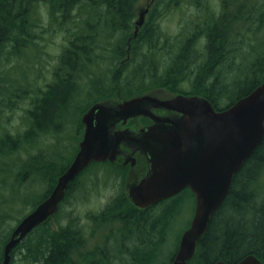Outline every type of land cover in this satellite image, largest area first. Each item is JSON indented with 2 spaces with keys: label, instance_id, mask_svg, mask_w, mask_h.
Masks as SVG:
<instances>
[{
  "label": "trees",
  "instance_id": "obj_1",
  "mask_svg": "<svg viewBox=\"0 0 264 264\" xmlns=\"http://www.w3.org/2000/svg\"><path fill=\"white\" fill-rule=\"evenodd\" d=\"M139 1L0 0V96L11 109L17 108L18 99H30L25 110V130L16 141L7 134L0 141L2 151L12 152L24 143H35L43 135L64 133L65 126L69 128L74 122L69 115L64 117V112L73 107L85 85L90 101L75 106L79 114L97 101L128 99L156 89L203 97L219 111L264 81V40H258L264 28V0H219L218 12L210 8V0H157L134 36L135 6ZM183 3L203 10L187 21L178 37L171 38L160 29L159 19L167 12L177 11ZM45 34H60L63 43L51 80L30 89L27 86H33L34 81L24 83L23 78L10 79L8 74L15 65L25 62L26 50H38L39 40L45 43ZM249 40L254 43L248 45ZM246 44L248 48L240 55ZM260 46L263 49L258 51ZM92 66L96 72L90 69ZM184 82L189 84L188 90L182 88ZM81 126L78 131L71 126L79 139L67 159L63 157L65 150L54 152L52 158L38 155L21 167L22 173H16L17 185L22 182L19 177L30 173L47 186L41 195L34 196L28 213L49 195L57 176L72 161ZM93 166L96 163H91L80 176ZM79 177L68 185L53 218L61 216L70 195L82 188L83 185H76ZM188 192H180L144 214L121 197L113 199L107 209L108 218L122 225L109 240L110 248L98 247L93 252L97 259L89 260L81 254L84 242L76 220L70 219L68 225L53 229L49 218L12 250L9 264L17 260L16 254L22 264H160L159 249L180 206L189 199ZM7 216L8 211L0 218ZM11 231L0 239V263L2 247ZM123 255H128V260ZM247 255L256 256L264 264V137L234 175L188 264H234Z\"/></svg>",
  "mask_w": 264,
  "mask_h": 264
},
{
  "label": "water",
  "instance_id": "obj_2",
  "mask_svg": "<svg viewBox=\"0 0 264 264\" xmlns=\"http://www.w3.org/2000/svg\"><path fill=\"white\" fill-rule=\"evenodd\" d=\"M152 2L139 12L134 36ZM150 93L154 92L119 102L97 101L82 114L83 135L74 158L49 195L16 224L3 247L1 264H9L12 250L37 226L54 217L68 185L85 168L93 162L114 161L120 144L125 142L135 144L148 161L145 176L128 187V198L133 205L146 208L186 188L193 193L194 214L170 262L188 264L213 213L226 197L234 175L262 142L264 81L219 111L207 99L196 95L177 94L160 100ZM147 103L174 111L180 117H156L143 107ZM137 116L149 117L153 124L137 134H130L128 129L113 131L116 123L124 124ZM160 124L167 127L161 128ZM234 264L263 263L256 256L247 255Z\"/></svg>",
  "mask_w": 264,
  "mask_h": 264
},
{
  "label": "rangeland",
  "instance_id": "obj_3",
  "mask_svg": "<svg viewBox=\"0 0 264 264\" xmlns=\"http://www.w3.org/2000/svg\"><path fill=\"white\" fill-rule=\"evenodd\" d=\"M156 1L157 0H155V2ZM148 2L149 0H140L136 4V19L138 18L140 10L144 8ZM155 2L152 4L154 5ZM209 3L212 10L214 9L217 12L220 10L219 0H210ZM186 6L187 5L183 3V5L178 7L177 11L167 12L165 16L159 19L160 21L158 20L160 29L171 38L174 36L178 37L181 31H183V28L187 25V21L203 10L192 6ZM145 19L147 20V16ZM262 30L258 37L259 41L262 39L264 40V28ZM44 37L47 41L45 40V43H41V40H39L40 42H38L41 46L38 50L34 52H29L31 51L30 49L26 50L28 52L24 59L25 62L19 63L20 65L18 66L15 65V69L8 74L10 79L23 78L22 82L24 83L25 81H34L35 83H33V86H27V88L30 87V89L36 88V86H43L51 80L53 67L56 64L57 56L63 41L60 34L56 36L45 34ZM250 42L252 44L254 43V41L249 40L248 45ZM248 45L246 44L243 46L240 55L245 52ZM262 49L263 46H260L258 51ZM244 60L246 61V57ZM7 66H9V63ZM90 69L94 72L97 71L95 66L90 67ZM24 77L27 78V80H24ZM182 88L188 90L189 84L187 82L182 83ZM88 90V86L85 85L84 91L80 94L79 98L75 100L73 107H71L69 112L68 110L64 112V117L67 118L69 115L68 117L74 121L73 125L77 131L79 130L78 127L81 126L80 117L82 114H79L75 106L77 105V107H80L87 103V101H90L86 96ZM0 100V141L3 140L7 134L10 135L12 141H16L19 138L18 135H21L26 128L27 122L24 120V117L25 110L29 107L30 99L28 98L24 101H19L18 99L16 109H11L10 105L5 102L6 100L4 97L0 96ZM73 125H70L69 128L66 127V125L64 128L65 132L59 134V136H54L53 134L43 135L35 143H24L23 146L21 145V147H18L12 152H8L7 150L2 151L3 144L0 142V215L7 211L10 212L9 217L0 218V239L3 238L5 233L11 230L13 231L17 224V219L21 218L22 215L28 213L30 210L29 205L30 202L35 199L34 196L41 195L47 187L38 177L30 173H27L26 177H19L22 182L20 185H17L19 180L18 177H15L16 173H22L20 171L21 167L23 169V165L29 164V161L38 155L52 158L54 152L60 153L65 150L66 153L64 152L63 157L67 159L71 155L72 149L79 139V134H75V129L71 127ZM69 135L72 137L70 138ZM62 144L65 145L64 149H62ZM107 172L104 171L102 167L93 166L81 176L79 175L80 178L76 185H83V182H85L84 185L79 189V192L70 195L68 201L64 204L61 216L59 215L57 219L56 217L52 218L49 222V225L55 229L58 225H68L71 221L70 219L76 220L79 234L82 237V242H84V248L82 247L81 254L85 257L88 256L87 258L89 260L96 258L93 252L96 251L98 247H103L104 250H106L107 247L110 248L109 240L113 235H117L122 225L121 222H115L110 219L111 222L105 225L106 227H95L94 221L96 218H93L95 212L99 211L101 208H105L103 212H107L108 206H106V204L111 202L113 196L116 195L115 198L119 197L120 191H122V178L118 177L119 175L114 176L111 175L110 172ZM105 174L110 177L103 179ZM159 209L160 208H158L157 211H159ZM193 214L194 203L191 198H189L180 206L174 221L167 230L163 245H161L157 256L160 264L168 263L170 259L174 257L180 237L183 231L189 227ZM82 222L84 224H81ZM95 228L97 229L95 230ZM91 232H93V234ZM17 256L18 254L15 256L17 260L14 264H22ZM128 258V255H123V259L128 260ZM114 264H117V261H114Z\"/></svg>",
  "mask_w": 264,
  "mask_h": 264
},
{
  "label": "flooded vegetation",
  "instance_id": "obj_4",
  "mask_svg": "<svg viewBox=\"0 0 264 264\" xmlns=\"http://www.w3.org/2000/svg\"><path fill=\"white\" fill-rule=\"evenodd\" d=\"M150 2H151V0H149V2L144 6V8L147 7ZM153 2H155V0H153ZM152 3L149 6V11L153 8ZM144 8H142V9H144ZM149 11H148V13H149ZM150 92H154V93H150V95L154 96L160 100H166V99H169V98L175 96V95L168 93L164 89H156V90L150 91ZM147 93L148 92L140 94V95H144ZM135 96H138V95H135ZM132 97H134V96H132ZM132 97H130V98H132ZM119 101H122V100H117V101L113 100V102H119ZM143 107L150 110V112L152 114H154L156 117H167V118H171V119H178L180 117V115L178 113L171 111V110H167L165 108L155 107L153 103L144 104ZM80 123H81V118H80ZM152 124H153V120L151 118L144 117V116H137V117L128 119L124 124L121 121L116 123L114 128H113V131L128 129L130 134H137V133H139V131L141 129L146 128L147 126H150ZM160 127L166 128L167 124H160ZM83 128H84V126L82 124L81 138L83 135ZM81 138H80V140H81ZM75 154H74V156H75ZM74 156H73V158H74ZM95 163H96L97 167H102L104 169H107V171L110 172L111 175H114V176L119 175L118 177L122 178V180H123L122 181V191H120V194L118 193L119 197L124 199L132 208H134L139 213H142V214L147 213L150 207L157 206L159 203H162L168 199L175 197V196H173V197H170L168 199L162 200V201H160L156 204L150 205L149 207H146V208H139V207H137L131 203V201L128 198V187H130L131 185L137 184L145 176V174L147 173V170H148L147 156L141 150H139L135 144H133L131 142H125V143L120 144L119 149H118V153H117L114 161L110 162V161L106 160L104 162H95ZM59 176H60V174L58 175V177ZM107 177H110V176L105 174L103 176V179H107ZM84 183L85 182H83V185H84ZM89 184H91V183H89ZM184 191H189L187 195L189 196V198H191L192 202L194 203V207H195V197H194L193 193L188 188L182 190L181 192H184ZM178 194H180V192ZM115 197H116V195L113 196L114 199H115ZM112 199H111V202L113 201ZM111 202L106 204V206L109 207ZM104 209L105 208H101L99 211L95 212V215L93 216V218H96L94 223H95V227L98 226L97 228H100L103 226L106 227L105 225H107L110 222V219L108 218V215L110 212L109 211L103 212ZM81 224H84V223L82 222ZM91 228H92V226H91ZM97 228H95V230ZM91 233L93 234V232H91ZM82 234H83V231H82ZM83 248H84V246H83Z\"/></svg>",
  "mask_w": 264,
  "mask_h": 264
},
{
  "label": "bare ground",
  "instance_id": "obj_5",
  "mask_svg": "<svg viewBox=\"0 0 264 264\" xmlns=\"http://www.w3.org/2000/svg\"><path fill=\"white\" fill-rule=\"evenodd\" d=\"M95 2V1H94ZM94 4V3H93ZM92 10V9H91ZM100 10V9H99ZM88 14V13H87ZM97 15V14H96ZM101 15V14H100ZM103 16V15H102ZM33 19V18H32ZM104 19H105V17H104ZM91 24V23H90ZM102 24V23H101ZM31 26V25H30ZM104 26H106L105 24H104ZM143 26V25H142ZM150 26V25H149ZM152 26H153V24H152ZM88 28V27H87ZM105 28H107V27H105ZM81 30V29H80ZM83 30V29H82ZM102 30V29H101ZM104 30V29H103ZM108 30V29H107ZM85 31V30H84ZM152 31V30H151ZM78 32V31H77ZM83 32V31H82ZM86 32V31H85ZM139 32V31H138ZM105 33V32H104ZM148 34H149V32H148ZM153 34V33H152ZM147 35V34H146ZM27 36V35H26ZM97 36V35H96ZM98 37V36H97ZM32 38V37H31ZM36 38V37H35ZM115 41V40H114ZM99 43V42H98ZM121 43V42H120ZM103 45V44H102ZM110 45V44H109ZM114 45V44H113ZM98 46V45H97ZM95 47V46H94ZM164 47V46H163ZM167 47V46H166ZM103 48V47H102ZM164 49V48H163ZM100 50V49H99ZM148 53V52H147ZM160 53V52H159ZM165 53V52H164ZM118 55V54H117ZM156 55V54H155ZM150 56V55H149ZM145 57V56H144ZM153 57V56H152ZM171 57V56H170ZM33 58V57H32ZM99 58V57H98ZM158 59V58H157ZM100 60H101V58H100ZM104 62V61H103ZM140 62V61H139ZM104 64V63H103ZM104 68V67H103ZM105 73V72H104ZM103 73V74H104ZM106 78V77H105ZM125 80V79H124ZM149 82V81H148ZM129 84V83H128ZM132 84V83H131ZM134 84V83H133ZM141 84V83H140ZM148 84V83H147ZM126 85V84H125ZM130 86V85H129ZM136 86V85H135ZM142 86V85H141ZM127 99V98H126ZM80 175V174H79ZM78 175V176H79ZM110 219V218H109ZM107 222V221H106ZM111 222V221H110ZM80 227V226H79ZM101 230V229H100ZM116 235V234H115ZM111 237V236H110ZM100 240V239H99ZM98 240V241H99ZM101 242V241H100ZM82 244V243H81ZM93 245V244H92ZM95 245V244H94ZM86 247V246H85ZM1 264V263H0Z\"/></svg>",
  "mask_w": 264,
  "mask_h": 264
}]
</instances>
